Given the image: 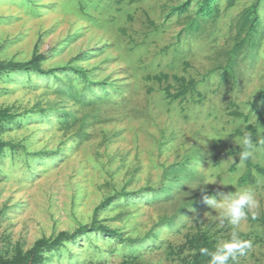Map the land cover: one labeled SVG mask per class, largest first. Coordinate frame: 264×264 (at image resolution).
<instances>
[{"label":"rangeland","instance_id":"1","mask_svg":"<svg viewBox=\"0 0 264 264\" xmlns=\"http://www.w3.org/2000/svg\"><path fill=\"white\" fill-rule=\"evenodd\" d=\"M186 1L0 0V60L45 55L44 74L0 76V108L16 114L0 130L4 258L86 226L42 264H186L182 245L201 229L218 242L237 231L252 246L231 263L264 264V175L240 186L248 167L228 154L243 146L237 131L250 134L238 110L257 126L251 156L264 167V0L256 28L258 0L172 12ZM159 73L196 90L170 99L164 88L179 85L147 79ZM246 188L257 204L237 228L202 198Z\"/></svg>","mask_w":264,"mask_h":264},{"label":"trees","instance_id":"2","mask_svg":"<svg viewBox=\"0 0 264 264\" xmlns=\"http://www.w3.org/2000/svg\"><path fill=\"white\" fill-rule=\"evenodd\" d=\"M192 0H187L181 5L174 6L172 8V12H178L179 14L183 15L186 13L189 9L190 3ZM219 0H201L200 1V7L198 10V13L202 17H207L215 14V12L218 13L219 11ZM260 0L256 2L254 6L249 8V14H254L256 16L255 20H253V27H257L258 23H261V17L259 18V11H260ZM193 24L190 23V26ZM253 29H251V32ZM45 59L44 54H40L35 52L34 57L26 62H19V61H2L0 60V76L12 73L15 71L18 72H26L29 73L32 70L38 71L40 73L44 74V71L41 70V62ZM75 71H78V73H84L85 71H81L76 68H72ZM170 78H172L174 81L178 83L177 92H172V89L174 88V85L171 83H168L167 86L164 88L166 96L170 99H180L188 95V93L194 92L196 90V81L194 79H187L184 76H178L173 75L170 76L166 73H159L155 75H148V80H155L159 83H163L164 81H169ZM101 84H104L102 82ZM261 93L264 95V90L261 91ZM232 114L235 117L243 118L247 122V129L250 131V134H246L242 131H237L239 135L245 136L250 135L251 138H255L256 134L258 133L257 126L254 123L249 122V117L245 115L244 113L235 110L232 112ZM16 114L12 112L11 108H0V130L3 128V125L5 122L12 120L15 118ZM260 117L264 119V112L260 113ZM264 138V135H263ZM261 144L258 142V145ZM8 146V143L4 141L0 137V158L2 154L4 153L5 148ZM243 146L236 147L234 149H230L228 154L229 155H239L243 151ZM240 159V158H239ZM241 160V159H240ZM243 161L247 167L248 171L246 174H244L242 177L239 178L238 184L240 186H244L247 184H255L256 183V177L253 174V170H256V172L264 175V167L254 164L252 160V156H250L247 160H241ZM121 197L126 199L129 197L128 193L121 192ZM116 197H108L105 199L102 204H100L96 208V213L106 205H111ZM101 229L106 233H111L112 235H117V230L110 229L108 226H98L96 228L95 224L90 229ZM88 227L83 226L81 227L77 232L75 233H69L67 231L60 232L56 237L54 238H41L36 241L34 246L26 253H23V251L18 252L17 255H15L12 258H4V256L0 252V264H42L44 261V252L46 250L50 249H58L62 244L67 241L71 240L72 238L76 237L80 233L87 232ZM218 243V238L215 236L214 233L211 232L210 229H201L193 234H190L187 236L186 241L184 245H182V251L188 250L189 255L188 259L186 261V264H209L210 257L207 255H204L202 253V249H208L209 251L214 250ZM127 264H132L130 261H127ZM229 264L231 263V260L229 261Z\"/></svg>","mask_w":264,"mask_h":264},{"label":"clouds","instance_id":"3","mask_svg":"<svg viewBox=\"0 0 264 264\" xmlns=\"http://www.w3.org/2000/svg\"><path fill=\"white\" fill-rule=\"evenodd\" d=\"M243 151L240 153L241 160H247L252 155V138L245 135L242 139ZM220 199L205 194L203 201L212 209H219L222 222L226 220L233 228H237L241 222L247 219L249 212L256 206L257 201L252 189L246 188L233 193H218ZM251 241L240 238L237 231H232L230 238L217 243L214 250L202 249V253L210 257L209 264H229L238 256H243L251 248Z\"/></svg>","mask_w":264,"mask_h":264}]
</instances>
